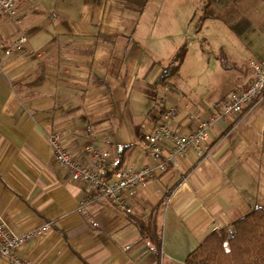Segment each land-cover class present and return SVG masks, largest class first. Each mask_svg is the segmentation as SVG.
I'll use <instances>...</instances> for the list:
<instances>
[{
  "label": "crops",
  "instance_id": "obj_1",
  "mask_svg": "<svg viewBox=\"0 0 264 264\" xmlns=\"http://www.w3.org/2000/svg\"><path fill=\"white\" fill-rule=\"evenodd\" d=\"M15 4L19 21L0 18V41L10 43L23 33L28 41L9 54L0 51V216L16 233L51 224L47 234L20 248L23 259L187 264V256L216 226H231L264 206L263 101L219 122L201 153L191 150L178 166L169 164L164 173L127 191L131 212L70 178L49 146L54 130L64 132L65 146L90 167L89 147L108 150L106 175L128 162H157L141 141L155 124L159 96L169 93L157 80L179 48L162 54L156 47L159 15L152 17V0ZM251 60L263 61L264 48ZM239 69L234 93L253 79L250 67ZM170 94L202 115L230 96L209 101L191 92ZM178 127L191 128L184 115ZM91 196L81 211L80 203ZM145 230L159 235L158 251Z\"/></svg>",
  "mask_w": 264,
  "mask_h": 264
},
{
  "label": "built area",
  "instance_id": "obj_2",
  "mask_svg": "<svg viewBox=\"0 0 264 264\" xmlns=\"http://www.w3.org/2000/svg\"><path fill=\"white\" fill-rule=\"evenodd\" d=\"M6 17L12 23H17V7L15 0H0V18ZM28 41V36L23 33L12 42L0 41V51L7 54L14 48H22ZM249 67L253 74L252 81L239 92L233 93L225 99L216 100L207 115L197 112L190 104L181 100H170L161 104L156 112L154 126L146 131L141 141L145 150L152 153L157 162L155 164L137 165L128 162L118 166L112 172L105 174V167L110 157V152L98 146L89 147L94 166L85 165L76 158L64 144V132L54 130L48 135L49 146L59 166L66 174L75 180H83L95 190V197H106L116 207L126 212L132 211V203L126 192L144 184L148 179L154 178L167 170L169 164L178 166L180 161L191 151L201 153L204 143L210 136L212 129L221 121L242 112L249 104L260 102L264 93V60H251ZM170 90L169 86L165 87ZM184 115L191 128L180 129L178 122ZM94 197H88L80 203L81 211L86 212V205ZM223 227L216 226L214 231ZM51 224L16 233L0 216V260L7 264H32L23 259L20 248L32 239L47 234ZM226 231L234 233V226H228Z\"/></svg>",
  "mask_w": 264,
  "mask_h": 264
},
{
  "label": "rangeland",
  "instance_id": "obj_3",
  "mask_svg": "<svg viewBox=\"0 0 264 264\" xmlns=\"http://www.w3.org/2000/svg\"><path fill=\"white\" fill-rule=\"evenodd\" d=\"M151 6L152 17L159 15L155 31L160 52L173 54L182 43L188 47L186 61L169 79L170 91L159 96L156 112L175 99L171 92H191L209 101L231 95L239 66L249 67L262 54L264 0H152Z\"/></svg>",
  "mask_w": 264,
  "mask_h": 264
},
{
  "label": "trees",
  "instance_id": "obj_4",
  "mask_svg": "<svg viewBox=\"0 0 264 264\" xmlns=\"http://www.w3.org/2000/svg\"><path fill=\"white\" fill-rule=\"evenodd\" d=\"M208 16H212L208 14ZM188 52L183 43L172 57V64L163 69L157 83L165 87L180 68ZM264 102V93L263 99ZM130 145L125 146V148ZM117 168V167H116ZM234 233L229 234L223 227L210 233L186 258L187 264H264V206H256L246 215L237 219ZM144 234L153 243L156 251L161 248V239L154 230Z\"/></svg>",
  "mask_w": 264,
  "mask_h": 264
}]
</instances>
